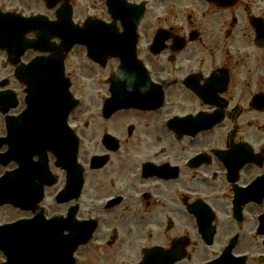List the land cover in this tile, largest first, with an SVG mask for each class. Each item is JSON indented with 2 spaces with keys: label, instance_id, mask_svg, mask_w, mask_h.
<instances>
[{
  "label": "flooded vegetation",
  "instance_id": "obj_1",
  "mask_svg": "<svg viewBox=\"0 0 264 264\" xmlns=\"http://www.w3.org/2000/svg\"><path fill=\"white\" fill-rule=\"evenodd\" d=\"M42 4L0 0V11L29 17L49 12L41 11ZM184 4L183 15L162 18L167 37L156 54L149 48L158 26L149 27L150 18L139 26V58L150 76L164 81L161 107L104 118L89 109L93 104L85 105L74 118L80 161H104L86 170L75 198L56 205L65 174L49 156L48 172L56 180L43 189L48 202L28 209L0 206V224L36 219L41 210L66 217L65 250L73 264H264V31L255 27L264 24V0H236L229 7L207 0ZM34 55L27 50L19 61ZM13 71L0 50V80L17 99L14 108L0 112V138L8 133L6 117H18L24 107V85ZM201 114L221 121L189 122L178 132L168 127L171 118ZM123 115L130 120L122 123ZM140 126L152 143L133 139L129 149L127 134ZM108 136L118 140L115 148ZM7 150L5 139L0 153ZM16 167L0 164V176ZM80 219L95 225L89 239L72 244L79 237L69 228ZM48 251L56 255L53 231Z\"/></svg>",
  "mask_w": 264,
  "mask_h": 264
},
{
  "label": "rangeland",
  "instance_id": "obj_2",
  "mask_svg": "<svg viewBox=\"0 0 264 264\" xmlns=\"http://www.w3.org/2000/svg\"><path fill=\"white\" fill-rule=\"evenodd\" d=\"M101 1H102V3H101ZM171 1L176 2L175 0H171ZM76 5L77 6L75 8V12L80 15V16L79 15L75 16L76 19H82L83 16L86 14V12L87 13L94 12L95 14H97L99 16V18L107 19L103 0H80V2L78 1V3ZM177 6H178L177 4L168 3L166 5H163L159 9H157L155 11V13L151 14L149 27L162 25L161 21L157 17L168 16L167 18L172 19L173 16H176V15L179 16L178 11H177ZM80 11H81V13H80ZM81 51L82 50H80V49L76 50L75 57L80 55ZM66 66H67V70H69L70 66H71V56H70V60H68V62H66ZM122 117H123V119L121 120L122 123L125 120L126 121L130 120L129 118H131L130 115H123ZM127 137H128L127 144H128L129 149H131L132 146L135 144V141H133V139L134 140L135 139L143 140L147 144L152 143L147 138V129L145 126H140L137 129L134 128L133 131L131 132V134H127Z\"/></svg>",
  "mask_w": 264,
  "mask_h": 264
},
{
  "label": "water",
  "instance_id": "obj_3",
  "mask_svg": "<svg viewBox=\"0 0 264 264\" xmlns=\"http://www.w3.org/2000/svg\"><path fill=\"white\" fill-rule=\"evenodd\" d=\"M111 10H112V6H111ZM110 10V11H111ZM68 32L70 33V34H72L73 36H75L77 39H82V36H83V33L85 32V30H82V31H76V30H68ZM59 58H60V56L59 55H55V56H52L51 57V60L54 62V63H56V64H58V62H59ZM42 64V63H41ZM45 70L43 69V66H41V70H40V74H42L43 72H44ZM58 72H60V71H58ZM58 72H57V75H58ZM57 75H56V79H55V82H57ZM46 78V76H43V80ZM42 80V81H43ZM46 80V79H45ZM52 82H53V79H51V78H49L48 80H47V82L43 85V84H40V86L41 87H46L47 89H51V87H52ZM38 83H37V81H35V80H33L32 82H30L29 83V88H31V87H33V86H35V85H37ZM51 91V90H50ZM41 100V99H40ZM42 103H43V101H41L40 102V104H41V106H40V111L42 112L43 111V107H42ZM47 103H49V101H47ZM45 106V105H44ZM44 116H45V118H47L48 117V114L47 113H45L44 114Z\"/></svg>",
  "mask_w": 264,
  "mask_h": 264
}]
</instances>
